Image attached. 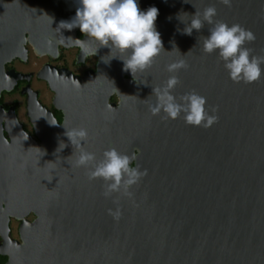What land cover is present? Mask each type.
Instances as JSON below:
<instances>
[{"label":"water","instance_id":"95a60500","mask_svg":"<svg viewBox=\"0 0 264 264\" xmlns=\"http://www.w3.org/2000/svg\"><path fill=\"white\" fill-rule=\"evenodd\" d=\"M209 5L216 19L250 29L256 39L246 46L264 55V0H231L230 6L222 0H139L141 10L158 9L164 50L154 59L157 72L185 61L187 68L170 73L179 77L176 89L204 97L216 120L189 124L182 114L167 118L142 106L137 137L133 128L128 133L115 125L121 141L109 147L135 154L133 166L146 175L131 187V197H105L104 181L75 167V181L65 183L73 189L75 221L54 226L89 238L77 264H264V76L233 82L216 54H205L197 43L208 25L191 36L178 31ZM104 150L95 142L90 151L100 159ZM117 208L115 219L108 210Z\"/></svg>","mask_w":264,"mask_h":264},{"label":"flooded vegetation","instance_id":"af4514ba","mask_svg":"<svg viewBox=\"0 0 264 264\" xmlns=\"http://www.w3.org/2000/svg\"><path fill=\"white\" fill-rule=\"evenodd\" d=\"M2 3L0 264H77V256L88 252L89 238L59 232L54 226L58 220L72 223L76 218L70 215L73 189L65 183L75 181L71 176L78 170L74 161L79 149L64 133L86 128L89 135L83 148L88 151L95 142L104 149L110 148L109 142H120L116 124L127 127L128 133L136 131L127 139L137 137L138 109L145 106L153 114L155 89L171 74L157 72L153 61L133 79L122 61H100L107 48L86 55L66 40L85 39L79 28L60 30L59 22L75 15L76 0ZM173 94L183 96L185 88L175 87ZM61 142L66 145L62 150Z\"/></svg>","mask_w":264,"mask_h":264},{"label":"clouds","instance_id":"9594fccd","mask_svg":"<svg viewBox=\"0 0 264 264\" xmlns=\"http://www.w3.org/2000/svg\"><path fill=\"white\" fill-rule=\"evenodd\" d=\"M77 3L75 15L69 20L60 21L59 25L60 30L79 28L85 39L63 37L78 46L84 54L95 56L101 48H107V54L100 56V61L104 64H110L113 59L122 61L123 70L129 72L134 79L138 71L150 67L164 50L161 34L155 24L158 15L155 6L141 10L139 0H77ZM222 3L230 6L231 0H222ZM189 16L191 19L178 31L191 36L193 30L199 33L208 25L207 34L199 35L197 43L201 44L205 54H216L230 80L251 83L264 76V55H253L252 50L246 46L256 39L250 29L239 23L229 24L216 19L215 5L207 6L202 12L196 10ZM114 52L119 55L113 54ZM187 67V63L181 60L170 63L167 71L176 73ZM179 83V77L173 74L155 89L157 102L151 107L152 113L163 111L167 117L172 118L182 114L189 124L206 122L205 126L211 125L216 117L205 109L206 99L195 91L177 97L173 94V89ZM64 135L73 147L79 149L74 166L88 169L89 179H102L105 197L121 192L125 196H132L131 187L146 175V170L133 166L135 154L108 148L97 159L94 152L83 148L89 135L86 128H69ZM65 146L61 142L58 148L62 150ZM108 212L115 219L120 216L119 208L115 212L109 209Z\"/></svg>","mask_w":264,"mask_h":264}]
</instances>
